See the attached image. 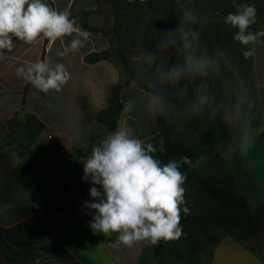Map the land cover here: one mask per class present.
<instances>
[{"label":"trees","instance_id":"obj_1","mask_svg":"<svg viewBox=\"0 0 264 264\" xmlns=\"http://www.w3.org/2000/svg\"><path fill=\"white\" fill-rule=\"evenodd\" d=\"M112 9L113 22L110 27L114 39L112 46L85 54V59L94 61L105 57L117 61L122 78L116 82L107 98L106 105L96 112V119L106 131L117 127L121 119L123 103L119 100L120 88L130 82L153 92L155 65L146 60L148 53L157 55V63L165 65L183 62V54L177 47L160 49L163 33L176 29L192 13L196 19L185 21V27L199 33V52L215 55L223 51L231 63L220 60L219 72H211L205 80L187 78L178 84L162 86L161 96L166 110H153L157 132L144 139L159 147L164 141L166 151L155 153L163 163L169 160L190 158V164L182 165L180 171L186 175L184 206L190 214L181 213L183 235L177 240L163 241L157 245L146 243L145 251L137 264H165L171 259L174 264H206L214 246L224 235L231 236L245 248L253 251L264 261L246 240L264 236V128L256 129L262 122V98L258 96L253 78L251 58L245 60L242 52L251 48L242 46L233 39L237 29L224 23V17L236 11L241 3L254 4L258 22L253 31L264 28V0H107ZM264 42V37L260 39ZM137 46L145 53V61L152 69L144 71L135 66L128 52ZM243 64L241 75L232 78L237 69L236 61ZM207 85L210 103L218 110L213 115L208 108L193 115L190 111L195 89ZM187 95H181V89ZM240 109L237 110V102ZM248 120L251 142L245 149L242 143L243 124ZM37 129L36 117L25 112L24 118L12 116L2 143H17L24 153L26 144ZM101 133L94 144L106 138ZM227 141L232 149L227 155L217 154L215 147ZM50 190L60 196H69L66 183L51 167L48 168ZM200 258L204 262H200Z\"/></svg>","mask_w":264,"mask_h":264},{"label":"crops","instance_id":"obj_2","mask_svg":"<svg viewBox=\"0 0 264 264\" xmlns=\"http://www.w3.org/2000/svg\"><path fill=\"white\" fill-rule=\"evenodd\" d=\"M58 11H68L78 33L49 42L38 39L26 44L14 39L11 52L0 55V264H137L146 242L131 248H114L115 233L93 234L88 227L92 215L86 214L85 201H91L93 185L82 179L83 163L91 147L118 126L144 140L157 132L151 92L130 82L119 90V100L132 101L129 112L121 111L117 127L106 131L96 112L106 105L113 85L122 78L117 61L105 57L88 61L85 54L113 45L110 27L112 9L107 0H44ZM84 46L70 50L73 39ZM253 78L264 102V42L250 45ZM63 52L64 55H59ZM47 60L51 66L63 63L70 79L60 92L44 93L35 88L16 68ZM25 112L37 119L35 134L24 153L15 142L2 143L7 120L24 118ZM264 128V106L261 108ZM52 136L49 139L42 131ZM66 183L69 196L49 189L48 168ZM102 191L99 185H96ZM206 264H264L253 251L229 235L214 246Z\"/></svg>","mask_w":264,"mask_h":264},{"label":"clouds","instance_id":"obj_3","mask_svg":"<svg viewBox=\"0 0 264 264\" xmlns=\"http://www.w3.org/2000/svg\"><path fill=\"white\" fill-rule=\"evenodd\" d=\"M195 19L192 13H186L176 29L163 33L164 38L159 45L160 49L177 47L183 54L182 63L166 66L163 60L157 63L155 53L146 55L147 62L155 65V90L149 98V107L155 111L166 110V102L160 94L163 85H176L185 78L195 80L199 77L203 81L211 72H219L221 57L226 63H231L220 49L216 50L215 55L199 52V33L184 26L185 21ZM257 22L254 4H238L235 12L224 17L226 25L238 30L233 39L242 46L256 44L264 37V29L252 30ZM78 32L68 11H58L44 0H0V55L5 50H13L14 39L31 45L41 38L55 42ZM83 46L84 41L76 38L71 41L70 50L78 51ZM242 55L247 60L253 57L254 50L248 48ZM16 73L44 93L50 90L60 92L70 79V73L63 63L51 66L47 60L17 67ZM180 94L187 95V89H181ZM240 107L238 100L237 110ZM132 108L133 102L128 101L123 111L129 112ZM205 108L213 115L218 110V106L210 103V93L207 85L203 84L195 89L190 111L193 115H199ZM242 127V143L246 149L252 139L250 122L246 120ZM165 151L162 139L157 147L130 134L122 125L92 145L91 154L83 163L82 179L93 185L89 189L92 199L85 201L83 207L88 210L86 214L92 215L88 227L94 235L103 234L106 237L115 233L116 239L112 242L114 248H131L140 242L157 245L161 240H177L184 234L180 223L181 213L190 214V209L184 206L186 175L180 169L191 161L188 157H182L165 164L154 155Z\"/></svg>","mask_w":264,"mask_h":264},{"label":"rangeland","instance_id":"obj_4","mask_svg":"<svg viewBox=\"0 0 264 264\" xmlns=\"http://www.w3.org/2000/svg\"><path fill=\"white\" fill-rule=\"evenodd\" d=\"M264 28V26H262ZM139 48L137 46H133L131 52H128L129 55L131 56L132 60L134 61V64L137 68L143 69L144 71L152 69L151 66H148V64L145 61V53L144 52H138ZM236 61L237 64V69L233 72L232 78H236L237 76L241 75V69L243 68V64L245 63H240L241 60L239 61L238 59H233ZM246 64V63H245ZM244 64V66H246ZM260 127V126H259ZM258 129V127L256 128ZM232 149V145L227 142V141H221L216 147H215V152L217 154H224L227 155L230 150ZM249 244H251L252 248L259 252L260 254L263 253L264 251V236H260L259 238H249L246 240ZM200 262H204L202 258L199 260ZM165 264H174L171 259H166Z\"/></svg>","mask_w":264,"mask_h":264},{"label":"built area","instance_id":"obj_5","mask_svg":"<svg viewBox=\"0 0 264 264\" xmlns=\"http://www.w3.org/2000/svg\"><path fill=\"white\" fill-rule=\"evenodd\" d=\"M42 133L47 135L49 139H52V136L50 134H47L46 130H43Z\"/></svg>","mask_w":264,"mask_h":264}]
</instances>
